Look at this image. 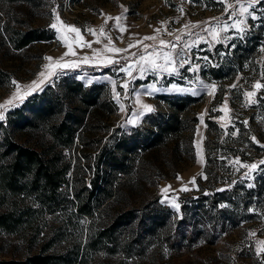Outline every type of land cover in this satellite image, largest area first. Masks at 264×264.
<instances>
[{
	"label": "rangeland",
	"instance_id": "rangeland-1",
	"mask_svg": "<svg viewBox=\"0 0 264 264\" xmlns=\"http://www.w3.org/2000/svg\"><path fill=\"white\" fill-rule=\"evenodd\" d=\"M240 3L248 4L252 0H240ZM226 5L233 7L226 11ZM238 7L236 0H225V3L216 0H40L39 3L0 0V106H3L0 112L5 117L0 122L6 124L9 112L33 94L45 88L62 91L63 74L74 75L85 85L102 83V96L115 103L111 106L114 109L108 113L106 110L91 113L94 117L92 126L97 127L83 132L85 141L89 142L87 145L77 138L70 148L62 149L66 159L72 163L68 172L69 184L64 185L70 198H73L74 163L78 157L84 163L85 154L93 156L97 153V146L108 141L116 128L124 131L148 124L147 112L135 124L127 123L133 113L142 111V104L151 106L152 112L166 111L164 96L180 94L198 96L182 112L189 119L184 131L192 136V150L186 149V140L181 139L183 153L174 158L175 165L171 166L168 164L170 147H161L152 157L156 169L153 178L139 177L137 184L133 181L132 189L122 191L129 198L114 200L109 204V210L124 208L127 203L138 205L146 199L158 198L180 217L184 213V199L198 197L201 185L208 191L226 189L234 198V201L219 202L229 211L226 217L215 218L218 219L216 230L206 232L191 244L187 238L183 246L176 249L155 243L143 252L132 254L100 249L89 251L80 264H264V251L257 254V249L264 248V164L261 163L264 161V147H261L264 145V87H253L257 82L264 85V3L253 4L249 9L259 18L245 20V24L240 26L246 27L242 36L237 29L219 31L218 25L233 22L231 14ZM57 15L65 25L79 28L83 41L90 47L83 46L79 42L80 37L63 29L59 23L57 26L61 32L51 29L49 26L57 23ZM118 16L121 17L119 27L125 29L123 32L119 31L115 20L109 19ZM8 25L22 29L40 27L53 36L15 47L6 32ZM206 28L209 31H205ZM212 30L219 31L216 38ZM61 35L67 37L75 56L65 55L68 48L60 40ZM177 37H180L179 41ZM160 40L177 44L175 52L186 51L191 64L177 65L178 72L172 75L145 71L141 78L138 60L145 54L144 46H149V53L158 48L168 51L159 45ZM185 44L191 47L185 49ZM113 46L125 51L115 53L110 50ZM84 56L90 58L89 62L82 61ZM45 57L54 60L49 61ZM61 57V63L75 62L79 66L56 67L54 61ZM108 60L118 63H107ZM129 63L133 66L132 76L118 71ZM193 65L198 66V71L189 70ZM42 71L45 72L44 77L38 75ZM13 80L17 82L18 89ZM33 82H36L35 87ZM125 82L128 83L127 95L121 88ZM154 82L159 91L151 96L145 95L143 86ZM233 84L236 87L233 88ZM172 85H176V89ZM249 91L255 95L246 96ZM114 93H119V103ZM209 121L216 123L210 130ZM234 130L235 135L232 134ZM253 136L259 143L251 139ZM209 139L212 156H216L217 170L210 178L205 172ZM252 163L257 164L256 169L241 166ZM85 173L88 181L93 169L87 168ZM193 179L195 183H192ZM249 184L253 186L248 187ZM169 185V192L164 193L162 190ZM183 187L189 190L182 191ZM170 198L176 199L179 210L172 207ZM76 211L75 204L69 203L65 208L54 211V214L58 213L57 217L51 212L37 217L44 231L52 225H65L66 233L53 249L67 250L77 243L82 247L85 244L91 217ZM216 212V209H211L214 215L218 214ZM64 219L68 220L62 223ZM29 231L23 236L0 230V259L22 256L30 247L35 251L44 234L30 240L32 231ZM209 232L215 234L214 242L207 239L213 237Z\"/></svg>",
	"mask_w": 264,
	"mask_h": 264
},
{
	"label": "trees",
	"instance_id": "trees-1",
	"mask_svg": "<svg viewBox=\"0 0 264 264\" xmlns=\"http://www.w3.org/2000/svg\"><path fill=\"white\" fill-rule=\"evenodd\" d=\"M24 1L39 3L40 0ZM5 28L15 47L53 36L40 27L22 29L8 25ZM61 83L62 91L45 88L10 111L6 124L0 122V230L23 236L31 230L30 240L44 234L35 251L30 247L22 256L1 258L0 264H80L89 251L122 250L132 254L143 252L155 243L176 249L183 246L185 238L191 244L206 232L216 230L219 217H226L229 211L219 202L234 201L226 189L208 191L201 185L198 197L184 199V213L180 217L158 198L109 210L114 200L129 198L122 191L132 189L133 181L137 184L139 177L153 178L156 169L152 157L161 147H170L168 164L171 166L175 165L174 158L183 153L181 139L186 140V149L192 150V136L184 131L189 119L182 112L198 96L165 95L166 111L149 113L148 124L124 131L116 128L109 136L111 141L97 146V153L85 154L84 163L78 157L74 163L73 198H70L64 185L69 184L72 163L62 149L70 148L77 138L87 145L89 142L85 141L83 132L97 127L92 126L91 113L105 110L108 113L115 103L102 96V83L85 85L68 74H63ZM213 124L216 126L209 121V130ZM210 140H207L205 166L208 178L216 170V156H212ZM87 168L93 169L88 181L85 180ZM69 203L75 204L80 215L91 217L86 228V242L83 247L77 243L67 250L53 249L55 243L63 239L65 225H52L44 231L37 217L45 212L57 217L54 211ZM211 209H216L218 214L211 213ZM210 232L213 237L207 239L214 242L215 234Z\"/></svg>",
	"mask_w": 264,
	"mask_h": 264
},
{
	"label": "snow or ice",
	"instance_id": "snow-or-ice-1",
	"mask_svg": "<svg viewBox=\"0 0 264 264\" xmlns=\"http://www.w3.org/2000/svg\"><path fill=\"white\" fill-rule=\"evenodd\" d=\"M216 2L219 3H225V0H216ZM236 3L239 4V7L235 9V11L232 12L231 14V18L233 20V22L229 25L227 22H225L223 25H218L219 31H224V30H230V29H237L238 32L241 34V36L243 35V33L246 30V27H240L241 25L245 24V20L248 18L251 19H258L259 17H257L256 15L253 14V12H250L249 9L252 8L253 4H262L264 3V0H252V3H248V4H244V3H240V0H236ZM228 7H233V5H226V11ZM182 11V9H180ZM238 17H243V19L238 18ZM109 19H113L116 22V26L118 27L119 31L123 32L125 29L124 28H120L119 27V23L121 20V17H109ZM56 21L57 23H52L49 27L51 29L56 30L58 33L61 32V28H58L57 24L59 23L61 25V27L65 30H67L68 32L71 33H75L77 37H80V43L83 46H87L90 47V44L87 42L83 41V38L81 36V31L79 28L75 27V26H69V25H65L63 21L60 20L59 16H56ZM187 27V25L185 26ZM159 31V29H157V32ZM205 31H209V29H205ZM219 31L216 30H212V34L213 37L216 38L219 35ZM93 34H95L93 32ZM60 40L64 43V46L68 48V52L65 53V55H73L75 56L76 53L72 50V45L70 43L67 42V37L61 35ZM144 39H149V40H155V37H145ZM177 41H179L180 37L176 38ZM159 45L168 48V51H162L161 49H154L153 52H147V48L149 47L148 45H145V54H142L139 57L138 63L140 65L139 67V75L141 78H143L144 76V72L145 71H150V72H156V73H167L169 75H172L174 73L178 72V68L177 65L182 67L184 66L185 63L191 64V60L187 59V53L186 51L182 50L179 53L175 52V49L177 47V44H173L171 42H167L164 40H160L159 41ZM135 45H130V47H134ZM191 45L185 44L184 48H190ZM111 51L115 52V53H120L122 50L120 48H116V47H112L110 49ZM45 59L49 60V61H53L54 58L52 57H45ZM82 61L84 63L89 62L90 58L88 56H84L81 58ZM204 59H207V57H205ZM63 60V57L60 58V60H56L54 61L55 66L59 67V68H68V67H78L79 65L75 62L68 64V63H61V61ZM107 63H118V61H114V60H108ZM45 67H49V66H45ZM189 70H196L198 71V66L197 65H193L192 68H190ZM118 71L120 72H124L126 73L127 76H132V71H133V66L131 63L126 64V65H122ZM51 74V73H50ZM38 75L40 77H44L45 76V72H40L38 73ZM133 79H135V77H133ZM13 85L17 86L18 89V84L15 80L12 81ZM36 86V82H33V87ZM113 86H115V82L113 81ZM145 89L144 94L145 95H153L154 93L159 91V88L157 87V84L154 82L152 84L149 85H144L143 86ZM173 89H176V85H172ZM232 87H236L235 84L232 85ZM254 88L259 89L264 87V85L260 84L259 82L255 83L253 85ZM122 90L124 91V94L127 95V88H128V83L125 82L121 85ZM213 91L215 90V86H212ZM117 97V102L119 103V93H114ZM207 94L211 95V92H208ZM246 96L248 97H252L255 95V92L249 91L245 93ZM137 102L139 103V100L137 99ZM8 103H11V101H8ZM3 107V106H0ZM142 111H138L132 114V118L129 119L127 121V123L129 124H135L137 122V120H139L146 112L150 113L152 112L154 109L147 105V104H142L141 105ZM120 109L121 111L124 110V106L121 104L120 105ZM4 114L2 112H0V121L4 120ZM200 120L203 121V117H200ZM245 124H247V121H244ZM233 135L236 134V131L234 130ZM253 141H256V138L253 136L251 138ZM257 143H259V141H256ZM261 147H264V145H261ZM237 163H239V161H237ZM262 164H264V161H261ZM242 167L245 168H249V169H256L257 168V164L256 163H252V164H242ZM246 176L248 175L247 173L245 174ZM251 178V177H248ZM177 179H180L179 175H177ZM192 183H195V180L193 179ZM253 185L249 184L248 187H252ZM171 188V186L169 185L168 187L164 188L162 191L164 193L169 192V189ZM182 191H188L189 189L187 187H183L181 189ZM171 199V203H172V207H174L176 210H179L180 205L178 203H176V199L175 198H170ZM163 202V200L161 201ZM226 205H221V207H225ZM264 243V242H262ZM264 251V248H260L257 249V254H259L260 252Z\"/></svg>",
	"mask_w": 264,
	"mask_h": 264
}]
</instances>
